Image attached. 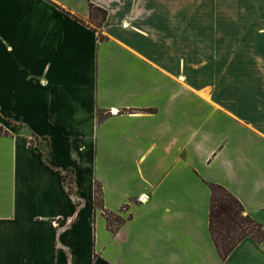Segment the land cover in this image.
Masks as SVG:
<instances>
[{"label": "crops", "instance_id": "1", "mask_svg": "<svg viewBox=\"0 0 264 264\" xmlns=\"http://www.w3.org/2000/svg\"><path fill=\"white\" fill-rule=\"evenodd\" d=\"M137 1L0 0V264H264L249 237L220 259L206 185L264 228V29L225 89Z\"/></svg>", "mask_w": 264, "mask_h": 264}, {"label": "rangeland", "instance_id": "2", "mask_svg": "<svg viewBox=\"0 0 264 264\" xmlns=\"http://www.w3.org/2000/svg\"><path fill=\"white\" fill-rule=\"evenodd\" d=\"M134 13L127 22L130 27L171 28L176 42L172 51L179 52L178 42L185 41L188 65L223 60L217 62L218 82L225 89L232 77L225 62L228 52L232 47L243 51L239 42L258 40V31L264 29V0H138ZM111 221L115 228L114 217Z\"/></svg>", "mask_w": 264, "mask_h": 264}, {"label": "trees", "instance_id": "3", "mask_svg": "<svg viewBox=\"0 0 264 264\" xmlns=\"http://www.w3.org/2000/svg\"><path fill=\"white\" fill-rule=\"evenodd\" d=\"M88 10L89 24L92 25L95 23L93 24L94 27L92 25V29L94 31L100 30L102 23L106 19V11L92 4H89ZM98 37L99 40L105 39L100 33ZM101 117V114L98 113V118L100 119ZM206 185L210 190L208 230L211 241L220 259H226L232 250L245 238L249 237L258 244L263 243L264 228L245 212L241 203L222 186L214 183H208ZM69 188H71L70 185ZM101 196L100 187L96 185L94 190L95 208L102 206ZM101 210L108 230L113 233L115 228L121 225L124 220L117 214L107 212L102 208ZM111 217H114L117 223L115 228H113Z\"/></svg>", "mask_w": 264, "mask_h": 264}, {"label": "built area", "instance_id": "4", "mask_svg": "<svg viewBox=\"0 0 264 264\" xmlns=\"http://www.w3.org/2000/svg\"><path fill=\"white\" fill-rule=\"evenodd\" d=\"M126 26H127V24H126V23L122 25V27H124V28H126Z\"/></svg>", "mask_w": 264, "mask_h": 264}]
</instances>
